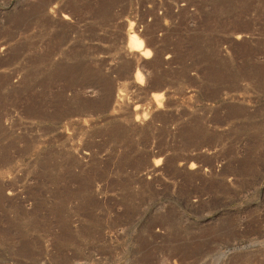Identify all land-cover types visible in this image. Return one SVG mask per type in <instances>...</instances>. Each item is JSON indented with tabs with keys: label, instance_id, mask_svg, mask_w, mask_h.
Masks as SVG:
<instances>
[{
	"label": "rangeland",
	"instance_id": "obj_1",
	"mask_svg": "<svg viewBox=\"0 0 264 264\" xmlns=\"http://www.w3.org/2000/svg\"><path fill=\"white\" fill-rule=\"evenodd\" d=\"M0 153V264H264V0H0Z\"/></svg>",
	"mask_w": 264,
	"mask_h": 264
},
{
	"label": "bare ground",
	"instance_id": "obj_2",
	"mask_svg": "<svg viewBox=\"0 0 264 264\" xmlns=\"http://www.w3.org/2000/svg\"><path fill=\"white\" fill-rule=\"evenodd\" d=\"M129 36V35H128ZM142 39H140L139 37H138V35L136 34V33H133L132 35L130 34V36H129V44H130V46H131V49L132 50H138V49H140L141 47H143L142 46ZM132 52V51H131ZM146 52V51H145ZM150 54V52L149 51H147L146 53H145V55H146V57L147 56H150L149 55ZM144 56V55H143ZM28 109H31V110H34V111H36V113L38 112L40 115H43V109H42V107L41 106H35V109L34 108H28ZM40 153V152H39ZM10 156H9V154H1L0 153V161L2 162V163H8V162H10L11 161V159L9 158ZM4 163V164H5ZM1 164V163H0ZM42 164V163H41Z\"/></svg>",
	"mask_w": 264,
	"mask_h": 264
}]
</instances>
